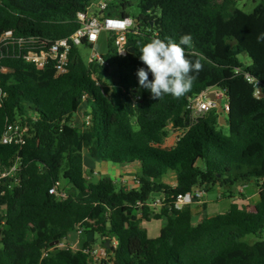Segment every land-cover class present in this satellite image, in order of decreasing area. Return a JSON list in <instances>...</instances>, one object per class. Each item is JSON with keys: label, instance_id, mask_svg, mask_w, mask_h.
Here are the masks:
<instances>
[{"label": "trees", "instance_id": "trees-1", "mask_svg": "<svg viewBox=\"0 0 264 264\" xmlns=\"http://www.w3.org/2000/svg\"><path fill=\"white\" fill-rule=\"evenodd\" d=\"M92 1L0 0V37L13 31L33 39L0 52V171L19 164L15 184L0 181V264H93L86 253L93 242L45 256L74 229L100 237L102 246L111 240L101 264H264V242H249L264 239V0H115L107 18L134 19L154 33L130 31L125 57L111 34L100 62L89 64L73 48L63 75L54 60L44 68L25 60L73 36ZM248 1L260 2L251 14L238 7ZM184 34L192 36L189 58L200 59L203 70L182 97L153 99L139 86L137 71L146 67L139 48L153 37L179 42ZM214 89L228 104L226 126L216 110L196 117L188 109L192 97ZM80 113L89 122L79 128ZM13 123L30 129L24 145L2 144ZM173 133L180 140L168 147ZM86 156L138 164L139 185L123 191L109 177L96 179L85 170ZM170 172L174 187L163 182ZM62 180L70 185L65 200L50 194ZM246 185L259 189L258 203L235 201L212 217L204 204L197 225L175 208V199L194 189L233 200ZM157 197L164 206L151 216L148 204ZM152 217L168 223L157 238L143 227ZM182 226H189L185 237L178 236Z\"/></svg>", "mask_w": 264, "mask_h": 264}, {"label": "built area", "instance_id": "built-area-1", "mask_svg": "<svg viewBox=\"0 0 264 264\" xmlns=\"http://www.w3.org/2000/svg\"><path fill=\"white\" fill-rule=\"evenodd\" d=\"M114 1L115 0L92 1L88 6L87 11L78 15V18L81 22V28L73 36L55 42L48 51L42 50L39 54L30 52L27 56L24 57L25 60L37 68H44L49 59L54 60L58 75H63L68 72L69 57L73 48H80L82 46H85L92 48L93 50L92 54L87 60L88 63L93 64L95 62H100L103 58L99 53L95 51V46L99 41L100 34L103 31H108L111 34L116 35L115 43L118 53L121 57H125L127 34L130 31L136 32L137 34L146 35H153L154 33L151 32V29L147 25L134 19L107 18L105 16V12ZM29 42H33V39L15 37V33L13 31H7L0 37V52H2V49L9 50L10 47L15 48L16 46H19L21 48V46H24ZM3 72H5V70L0 68V73ZM209 94V92H205L199 95H195L190 99L188 109L193 111L194 116H202L211 111L220 110L221 105L219 102L222 103L223 99H225L223 93L216 91L214 101L208 98ZM139 100V96H134L135 103H138ZM1 104L2 101L0 99V106ZM225 109L228 111V104ZM29 132L30 129L28 127L21 126L19 123L9 124L7 126L5 134L2 137V144L14 146L24 145L26 143ZM172 136V144L171 146L167 145L168 147L175 146L176 143H178V141L180 140L179 133H173ZM170 138L171 136L168 137V139ZM12 174H17L16 168L2 169V171H0V181L7 180L8 178L11 179ZM88 179H91V176H88ZM136 184L138 186L139 182L136 181ZM50 194L59 198L60 200H65L68 196L67 192L63 190L60 185L52 188L50 190ZM204 195L205 192L200 189H194L191 193L179 195L175 199V208L182 210L184 207L190 206L195 202H202ZM138 206L142 207V203L139 202ZM148 206H150L152 210L151 216H153V213H159L164 205L162 199L160 197H157V199L150 201ZM139 218H143L142 213H139ZM154 221L155 220L152 217L151 222ZM52 244L57 245L52 246ZM52 244L51 248L45 253V256L55 252H52V250L56 249L58 252L59 249L65 246V244L60 243V241H55ZM69 246L72 249H75L74 245ZM86 253L89 254L92 261L97 264L108 261L110 257V252L106 246L98 248L94 247L93 249L87 250Z\"/></svg>", "mask_w": 264, "mask_h": 264}, {"label": "clouds", "instance_id": "clouds-1", "mask_svg": "<svg viewBox=\"0 0 264 264\" xmlns=\"http://www.w3.org/2000/svg\"><path fill=\"white\" fill-rule=\"evenodd\" d=\"M264 41V34L258 37ZM192 36L184 34L179 42L171 37L161 39L153 37L140 48L139 59L146 67L137 71L139 86L150 90L153 99H162L165 95L180 98L192 87L195 76L203 70L200 59L189 58L186 47H191ZM149 72L152 79H149Z\"/></svg>", "mask_w": 264, "mask_h": 264}, {"label": "rangeland", "instance_id": "rangeland-1", "mask_svg": "<svg viewBox=\"0 0 264 264\" xmlns=\"http://www.w3.org/2000/svg\"><path fill=\"white\" fill-rule=\"evenodd\" d=\"M96 1H100V0H96ZM259 4H260V2H254V1H248V2H243V3L239 2L238 7L241 10H243L245 13L251 14V13H253L255 8ZM132 12L134 14H138V9L136 7H134L132 9ZM110 39H111V33H109L108 31H103L100 34L99 41L97 42V44L95 46V51L97 53H99L101 56H106L107 55V53H108V44H109ZM79 49H80L81 56L83 57V59L85 61H87L88 58L90 57V55L93 52L92 48L82 46ZM242 60H245V58H242ZM212 92H216V89L212 90ZM221 106L224 107V108L227 106L226 99H223ZM83 108H84V106H83ZM87 122H88V117H86L84 113H80L78 115V117L75 119L74 125L76 127L80 128L83 125L87 124ZM224 133L226 135L229 134V128L228 127L224 128ZM85 163L89 164L92 167V168H88L86 170L88 173L90 171H94V173H97V171H98L99 174H101L103 177H109V178H110L109 175L111 173H114V170L110 169V166H112V163H97V162H93L87 156L85 157ZM11 168H16L18 170L19 164H18V162L16 160L13 161ZM11 168L5 167V169H11ZM95 170H97V171L95 172ZM97 174H95L96 179L99 177V174L98 175ZM15 178H16V174H12L11 181L14 182V184H15ZM163 182L166 183V184H169V185L172 184V183H175L173 172H170L169 174H167L163 178ZM116 185H117V188L119 189L120 187L118 186V184H116ZM60 187L65 190V188H69L70 185H68V183H66V181L62 180L61 184H60ZM248 187H249V189H247ZM240 189L243 190L242 192L250 193V191L256 190L257 187L255 185H254V187H250V185H246V187H243V188L241 187V188L238 189L237 195L235 197V198H238L236 200V202H238L240 204H246L247 202L243 201V200H245V198L242 197V195H241L243 193L239 192ZM235 198L233 200H235ZM233 200L222 197L221 193H219L218 191H212V192L206 193L205 198L203 199V201H207L208 202L207 213L210 216H216L218 214L226 213L230 209V206L232 205ZM199 207H200L199 208L200 212L199 213H194V215L203 214V209H204L203 205L200 204ZM146 228L148 229V235L150 237L151 236L155 237V238L159 237V235H156V234L152 233V229H153L152 226H148L147 225ZM75 236L76 235L74 233H72L71 231L69 232V239H73L74 238V240H76L77 237H75ZM94 237L97 240L96 241L97 244L98 243H100V244L102 243L100 237H98V236H94ZM66 241L67 240H64L62 242V244L63 243L66 244ZM249 242L251 244H254L256 242H264V239L258 240L256 238H250ZM56 245L57 244H52V246H56ZM54 251L57 252L56 249L52 250V252H54ZM93 264H96V263H93Z\"/></svg>", "mask_w": 264, "mask_h": 264}, {"label": "crops", "instance_id": "crops-1", "mask_svg": "<svg viewBox=\"0 0 264 264\" xmlns=\"http://www.w3.org/2000/svg\"><path fill=\"white\" fill-rule=\"evenodd\" d=\"M209 93L211 94V93H215V92H212V90H211ZM172 139H173V136H171V138L168 139L166 146L167 145L171 146ZM84 164H85V170H87L88 168H92L89 164H86V163H84ZM110 169L114 170V173H111L109 176L112 180H114L116 182V184H118L120 189L125 191V190H133V189L137 188V184H136L137 175L139 174V171H140L138 164L130 165V164L115 163V164H112V166H110ZM96 171L97 170H95V172ZM90 172L94 173V171H90ZM97 173L99 174L98 171H97ZM97 173H94V174H97ZM99 175H101V174H99ZM174 180H175V176H174ZM170 186H173V187L176 186V180H175V183L170 184ZM250 187H254V185H250ZM247 189H249V187ZM242 191L243 190H241V189L239 190L240 193H243L241 195H242V197L245 198V200H243V201L247 202L246 203L247 205L258 203V201H259V189L258 188L256 190L250 191V193H245ZM205 195H206V193H205ZM205 195H204L203 199L205 198ZM203 199H202V202H195L192 205L186 206L182 209L183 212H190L192 214V221H191L192 225H197L203 219V214L194 215V213L200 212L199 205L201 204L204 206V204H206L207 209H208V202L203 201ZM237 199L238 198H235V200H233V202H235ZM209 217H212V216L209 215ZM167 224H168L167 220L163 218L161 220H157L154 222H144L143 227L146 228L147 225L152 226V228H153L152 233H154L156 235H160L161 231L167 226ZM146 230L148 232L147 228H146ZM71 232L76 235L75 237H77V239L76 240H74V238L69 239V233H68V236L66 239L67 240L66 244L67 245H74L75 249L80 250L84 247L85 243H90V242L95 243L94 244L95 248L102 247V244L96 243L97 240L94 236L83 234V232H81L78 229L71 230ZM177 232H178L179 237H185L189 234V226L179 227L177 229ZM150 238H155V237L151 236ZM107 242H109V240ZM107 242L105 243V245L107 244ZM113 244H116V242L114 241Z\"/></svg>", "mask_w": 264, "mask_h": 264}, {"label": "water", "instance_id": "water-1", "mask_svg": "<svg viewBox=\"0 0 264 264\" xmlns=\"http://www.w3.org/2000/svg\"><path fill=\"white\" fill-rule=\"evenodd\" d=\"M208 98L212 101L215 100V93H211L209 94ZM220 105L222 104L221 102H219ZM218 113L221 115V118H220V124L223 125V126H226L227 125V115H228V111L221 106L220 110L218 111ZM110 243H111V240H109V242H107V244L105 245L107 248H110Z\"/></svg>", "mask_w": 264, "mask_h": 264}]
</instances>
